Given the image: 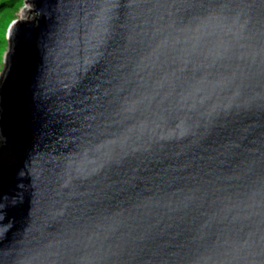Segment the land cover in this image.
Listing matches in <instances>:
<instances>
[{
    "label": "water",
    "instance_id": "obj_1",
    "mask_svg": "<svg viewBox=\"0 0 264 264\" xmlns=\"http://www.w3.org/2000/svg\"><path fill=\"white\" fill-rule=\"evenodd\" d=\"M29 3L0 264H264V0Z\"/></svg>",
    "mask_w": 264,
    "mask_h": 264
},
{
    "label": "rangeland",
    "instance_id": "obj_2",
    "mask_svg": "<svg viewBox=\"0 0 264 264\" xmlns=\"http://www.w3.org/2000/svg\"><path fill=\"white\" fill-rule=\"evenodd\" d=\"M30 0H23V4L15 12H9L7 14L10 15V17H6V15L2 14L0 16V37H2L5 33V30L7 28V25L11 23L12 25L18 21H30L34 19V15L32 14L33 8L30 5ZM5 16V17H4ZM3 18H6L5 20H2ZM9 51V42H8V36L6 39H0V77L4 71L5 68V58Z\"/></svg>",
    "mask_w": 264,
    "mask_h": 264
},
{
    "label": "trees",
    "instance_id": "obj_3",
    "mask_svg": "<svg viewBox=\"0 0 264 264\" xmlns=\"http://www.w3.org/2000/svg\"><path fill=\"white\" fill-rule=\"evenodd\" d=\"M23 4V0H0V16L2 14L6 15L9 12H15ZM5 17V16H4ZM6 17H10L9 14L6 15ZM6 18H3L2 20H5ZM1 25V22H0Z\"/></svg>",
    "mask_w": 264,
    "mask_h": 264
},
{
    "label": "snow or ice",
    "instance_id": "obj_4",
    "mask_svg": "<svg viewBox=\"0 0 264 264\" xmlns=\"http://www.w3.org/2000/svg\"><path fill=\"white\" fill-rule=\"evenodd\" d=\"M11 28H12V24H11V23H9V24L7 25V28H6V30H5V33H4V35H3L2 37H0V39H6V38H7V36H9V35H10Z\"/></svg>",
    "mask_w": 264,
    "mask_h": 264
}]
</instances>
